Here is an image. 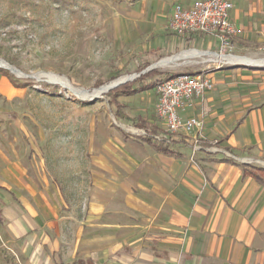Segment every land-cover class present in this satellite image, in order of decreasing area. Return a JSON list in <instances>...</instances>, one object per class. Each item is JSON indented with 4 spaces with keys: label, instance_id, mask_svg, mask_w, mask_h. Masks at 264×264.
I'll list each match as a JSON object with an SVG mask.
<instances>
[{
    "label": "crops",
    "instance_id": "crops-1",
    "mask_svg": "<svg viewBox=\"0 0 264 264\" xmlns=\"http://www.w3.org/2000/svg\"><path fill=\"white\" fill-rule=\"evenodd\" d=\"M195 1L140 0L157 7L151 22L127 36L125 43L135 38L136 45L118 75L135 67L142 78L134 93H120L126 103L119 102V115L126 123L139 118L143 127L129 126L145 137L127 138V126L118 125L119 135L73 164L72 176L57 175L58 165L42 159L39 182L23 159L0 156V236L23 264H264V186L241 166L264 169V64L201 67L197 57L218 52V41L167 29L172 8ZM231 2L232 54L264 59V0ZM200 71L213 87L181 116L201 121L202 129L169 136L163 143L174 154L163 153L147 140L165 133L153 82ZM195 139L200 151L192 156Z\"/></svg>",
    "mask_w": 264,
    "mask_h": 264
},
{
    "label": "rangeland",
    "instance_id": "rangeland-1",
    "mask_svg": "<svg viewBox=\"0 0 264 264\" xmlns=\"http://www.w3.org/2000/svg\"><path fill=\"white\" fill-rule=\"evenodd\" d=\"M155 7L141 5L140 0H0V60L21 74L6 70L17 88L0 78V156L23 159L31 179L39 182L42 159L58 165L57 175L72 176L73 164L85 162L102 140L119 135L118 125L128 127L127 132L123 127L127 138L145 137L142 130L129 126L136 127V119L126 123L111 110L110 100L125 102L120 92L109 93L116 87L94 98H83L79 92L92 94L114 82L137 79L135 67L121 75L118 70L124 54L136 45L135 38L126 44L127 36L151 22ZM139 13L147 15L140 18ZM220 60L196 59L206 69L226 65ZM42 73L55 74L66 84ZM128 100L131 115H137V100ZM162 135L153 140L171 136ZM225 157L232 158L228 153ZM0 264H23L1 236Z\"/></svg>",
    "mask_w": 264,
    "mask_h": 264
},
{
    "label": "built area",
    "instance_id": "built-area-1",
    "mask_svg": "<svg viewBox=\"0 0 264 264\" xmlns=\"http://www.w3.org/2000/svg\"><path fill=\"white\" fill-rule=\"evenodd\" d=\"M232 5L231 0H197L188 7L176 5L172 8V16L167 29L180 37L190 33L210 35L218 41L219 50L218 52H204L219 56L227 52L228 56H235L231 52V39L236 33V28L229 21ZM212 87V81L206 76L188 73L168 77L156 84L155 113L166 134L188 136L194 130L201 131V121L193 117L183 118L181 113L186 108H190L194 101L202 102L205 94ZM142 133L145 134V132ZM198 151H200V146L195 139L192 144V154Z\"/></svg>",
    "mask_w": 264,
    "mask_h": 264
},
{
    "label": "trees",
    "instance_id": "trees-1",
    "mask_svg": "<svg viewBox=\"0 0 264 264\" xmlns=\"http://www.w3.org/2000/svg\"><path fill=\"white\" fill-rule=\"evenodd\" d=\"M0 75L6 77L10 83L15 86V87H20V86H17L18 85V82L15 81L7 72L6 70H2L0 69ZM169 76H165V77H162L160 79H158L156 82H153V86L155 87L156 84L158 82H160L161 80L163 79H166L168 78ZM142 76H139L137 77L136 80H134L133 82H130V83H125V84H122L118 87H116V89H113L111 90L109 93H117V92H120L121 94H130V93H134L135 91V85L137 84V81L139 79H141ZM110 105H111V110L114 112V115L116 117H118L119 119L121 118L120 117V112L123 108V105L119 102H117L115 99H112L110 100ZM133 117H130V118H127V120L129 121H132L134 119L137 120V122H132L136 127H143V122L139 119V118H133ZM147 131V133L149 134H157L156 131L151 132V130H147L146 128L144 129ZM171 138V137H170ZM152 139V138H151ZM149 140L150 142H152V145H154L159 151L163 152V153H167V154H174L171 150H170V146L163 143L164 140H161V141H153L150 140V139H147ZM169 140V139H168ZM168 140H165V141H168ZM171 141V140H170ZM242 170H243V175L244 176H249V177H252L258 184L264 186V169L263 168H255V167H250V166H247V165H244L242 164Z\"/></svg>",
    "mask_w": 264,
    "mask_h": 264
},
{
    "label": "bare ground",
    "instance_id": "bare-ground-1",
    "mask_svg": "<svg viewBox=\"0 0 264 264\" xmlns=\"http://www.w3.org/2000/svg\"><path fill=\"white\" fill-rule=\"evenodd\" d=\"M194 53L196 55H204V54L199 53V52H194ZM205 55L208 56V57H211V58H216L217 56H219V55H213V54H209V53L205 54ZM178 58L179 57H176V58H173V59L163 60V61H161L159 63V65H161V66L162 65H166L168 62H171V61L176 60ZM220 59L225 61V62H227V63L234 61V62L246 63V64H250V65H263L264 64V59H262V60H250V59L238 58V57H235V56H228V55H221ZM0 67L8 68V69L14 71L16 76H21V74L18 71H16L13 67L9 66L4 61L0 60ZM41 76L47 78L50 81L62 82V83L66 84V81L63 78H60V77H58V76H56L55 74H52V73H48V74L42 73ZM123 80L124 79H119L118 82H121ZM113 84H115V82ZM107 87L108 86H104V87L100 88L99 90L94 91L92 94H87L85 92H79V95L81 97H83V98H92V97L94 98V97H97V96L105 93V91L107 90Z\"/></svg>",
    "mask_w": 264,
    "mask_h": 264
},
{
    "label": "water",
    "instance_id": "water-1",
    "mask_svg": "<svg viewBox=\"0 0 264 264\" xmlns=\"http://www.w3.org/2000/svg\"><path fill=\"white\" fill-rule=\"evenodd\" d=\"M0 68L5 69V70H8L9 72L15 74L14 71H12V70H10V69H8V68H5V67H0ZM119 84H121V83H115V84H113V85L108 86V87H107V90H106L105 92H108V91L111 90L112 88L117 87Z\"/></svg>",
    "mask_w": 264,
    "mask_h": 264
}]
</instances>
